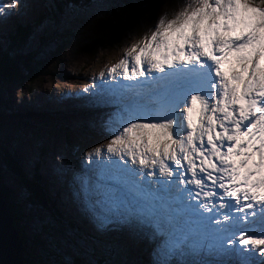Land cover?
<instances>
[{"label": "snow or ice", "instance_id": "snow-or-ice-1", "mask_svg": "<svg viewBox=\"0 0 264 264\" xmlns=\"http://www.w3.org/2000/svg\"><path fill=\"white\" fill-rule=\"evenodd\" d=\"M27 6L0 0V26ZM139 7L121 39L144 38L108 69L138 90L113 91L104 143L74 149L73 199L96 243L123 234L148 264H264V0Z\"/></svg>", "mask_w": 264, "mask_h": 264}, {"label": "rangeland", "instance_id": "rangeland-1", "mask_svg": "<svg viewBox=\"0 0 264 264\" xmlns=\"http://www.w3.org/2000/svg\"><path fill=\"white\" fill-rule=\"evenodd\" d=\"M44 1L46 0H27L28 6L22 9L28 17L27 23L38 19L43 6L50 0L43 5ZM99 1L106 2L110 7H113L110 3L115 2H131L137 5L141 3V0ZM98 2L94 0L93 6L88 10L76 7H67L68 9L64 10L62 25L69 27L76 38H71L68 48L63 51L55 49L53 45L55 32L58 30L54 20L34 28L26 50L28 54H32L33 61L38 66L44 64L42 73L39 71L41 68L37 67L36 75H32L34 79L30 82L25 79L21 85L4 79L0 82V171L5 177L0 180V195L2 194V200L5 201L8 196L11 198V214L15 215L11 228L14 231L17 225L22 228L18 227L21 234L15 233L22 248V264H148L150 259L144 244L132 242L123 234H111L105 244L96 243L97 239L103 238H97L90 229L92 225L80 212L69 184L67 169L81 167L79 150H83L87 145L104 143L101 140L99 125L102 119L112 112V109L107 107V104L117 99L112 92L122 93L124 97L125 88L115 89L114 82L121 86L135 83L123 79L122 69L118 70L119 75L113 74L109 79L108 69L122 59L131 61L127 53L132 43L144 38L141 33L131 41L122 39L119 46L109 45L111 38H117L119 30L116 31V28L121 27L120 21L111 20V23L106 25L102 4ZM190 2L191 0H183L184 5ZM182 6L178 5L176 11ZM139 10L141 11L140 7ZM106 11L109 14V10ZM174 15L175 12L170 13L165 19L174 18ZM27 23L13 17L0 26V36L11 34L16 27H23ZM95 40L97 43L99 40L105 41V47L95 50ZM0 45L8 46V43L3 38L0 39ZM23 73L20 69L21 77ZM85 90H89L90 94H85ZM128 91L130 89L125 90L127 93ZM131 91L134 94L137 90L131 88ZM130 96L132 95L125 97ZM56 155L64 158L63 163L55 159ZM6 158L10 162L8 167ZM17 158L20 159L21 167L17 165ZM42 160L46 163L44 170L48 174L42 170ZM34 174H37L38 182L40 179L39 197L42 193L44 200L52 203V211L58 212L60 218L55 203L48 196H51V193L46 191L47 195L41 187L43 176L48 180L46 183L51 192L55 193L51 184L55 180L67 209L58 200L57 206L65 215L70 214L74 224L70 225L65 215L58 221L57 216L45 205L54 225L48 224V217L46 223H43V212L46 209L36 206L37 200L33 203V198L26 195L25 191V195H22V189L27 186L32 192L35 189L33 179L37 177ZM25 177L30 178L33 184ZM44 230L48 233L44 234Z\"/></svg>", "mask_w": 264, "mask_h": 264}, {"label": "trees", "instance_id": "trees-1", "mask_svg": "<svg viewBox=\"0 0 264 264\" xmlns=\"http://www.w3.org/2000/svg\"><path fill=\"white\" fill-rule=\"evenodd\" d=\"M47 1L49 0L44 1L43 5ZM93 1L94 0H50L48 3H46L43 6L42 11L38 15V19H36L33 23L29 22L27 23V25L23 27L20 25L19 27H16L15 31L11 32V34H3L2 39L4 38L6 40L8 46L0 45V82L2 81V79H4L10 83L12 82L17 85H21L23 84L25 79H28L29 82L34 79L32 78V75L34 76L36 75L35 72L37 67L41 68L39 69V71H41L40 73H42L44 64L38 66L37 63L33 61L32 54H28V51L26 50L28 48V43L30 41V38L34 33V28L40 27V25L46 21L54 20V24L57 23L56 25L58 26V30L55 32L53 45L55 46V49L59 48L61 49V51H63L68 48L69 45L68 42L70 41V39L76 38V36L71 32L69 27H64L62 25L61 19L63 17L64 10L68 9L67 7H76L78 9L88 10L93 6ZM96 1L98 2L99 0ZM98 3L102 4V15L104 17V20L107 21L106 25H108V23H111V20L120 21L121 27L116 28V31L119 30V33L117 34V38H111L110 39L111 41H108V44L111 46H116V45L119 46L122 41L121 37H123L125 32L132 26L136 17L140 13L139 5L133 4L131 2L130 3L115 2V3H110L113 5V7H110L106 2L103 3L102 1H99ZM107 9L109 10V14H107L106 11ZM98 42L99 43H97V41L95 40V50L105 47L104 45L105 41L99 40ZM22 53L24 55H21ZM20 69H22L24 72L23 77L20 76ZM26 124L29 125L28 123ZM6 161H7L6 165L8 167V165L10 164V162H8L9 161L8 158H6ZM34 175L37 177V179H33L35 189L32 188L33 189L32 192L27 186L24 189H22V195H25L23 194L25 191L26 195H28L30 198H33L32 200L33 203L37 200L36 206H40L41 208L46 209L47 207L45 208L44 206L45 200L43 194L42 193L40 194L41 197H39L38 195V185H39L38 176L37 174ZM22 176H24L23 173ZM19 178H21V181L23 180L21 176H19ZM27 180L28 182H31L30 178ZM6 190L8 193V189ZM8 197L6 198V201L9 205L10 210H12V204L10 201L11 198ZM50 209L52 211V207ZM15 213L17 215L16 217H18V213L16 211ZM54 214L57 216L58 221H60L59 215L57 213ZM46 217L49 218V213L47 209L43 212V223H46ZM57 219L55 220L56 222ZM49 223L54 225V222L50 218L48 219V224ZM17 231L19 234H21L20 229H18ZM43 233L47 234L48 232L44 230Z\"/></svg>", "mask_w": 264, "mask_h": 264}, {"label": "water", "instance_id": "water-1", "mask_svg": "<svg viewBox=\"0 0 264 264\" xmlns=\"http://www.w3.org/2000/svg\"><path fill=\"white\" fill-rule=\"evenodd\" d=\"M14 232L8 207L0 200V264H22V248Z\"/></svg>", "mask_w": 264, "mask_h": 264}, {"label": "bare ground", "instance_id": "bare-ground-1", "mask_svg": "<svg viewBox=\"0 0 264 264\" xmlns=\"http://www.w3.org/2000/svg\"><path fill=\"white\" fill-rule=\"evenodd\" d=\"M117 75V74H116ZM112 81V80H111ZM143 83V82H142ZM114 84V83H113ZM114 87V86H113ZM123 88V87H122ZM115 89H119V88H117L116 86H115ZM124 89V88H123ZM133 89H136V90H138L137 88H133ZM121 91H122V89H121ZM124 97L125 96H127V95H133L132 94V91H131V89H130V91H128V93L127 92H125V89H124ZM99 114V113H98ZM100 115V114H99ZM19 163V164H18ZM45 164V165H44ZM17 165H19L20 167H21V162H20V159L19 158H17ZM18 166V167H19ZM20 167H19V169H20ZM46 167V163H44V161L42 160V170L46 173V174H48L47 173V171L46 170H44V168ZM22 170V169H21ZM49 177H51L50 175H49ZM51 179V178H50ZM42 180H43V183H42V185H41V187H42V189H43V191H44V193H46L47 194V192L46 191H49L50 193H51V196L50 195H48L49 197H50V199L55 203V205H56V207H57V209H58V211H59V214H60V220L64 217V212L62 211V209L61 208H59L58 206H57V200H58V202L64 207V208H66L67 209V206L65 205V201H64V199L61 197V193H60V191L57 189V187H56V184H55V180L54 181H52L51 182V184H52V187H53V189H54V192L55 193H52L51 192V190H50V188H49V186H48V184L46 183V182H48V180L47 179H45V178H43V176H42ZM52 180V179H51ZM42 182V181H41ZM39 184H40V179H39V182H38ZM1 185H0V192H2V190H1ZM2 195V194H1ZM0 195V200L1 201H4V203L6 204V206L8 207V212L10 213V217H11V222H12V219H13V217H15V215L14 216H12V214H11V211L12 210H10V208H9V205H8V203H7V201H5L4 199L2 200V196ZM48 197V198H49ZM70 201V200H69ZM45 206L47 207V209L48 210H51L50 208L52 207L53 208V205H52V203L49 201V200H47V201H45ZM53 213H57L58 214V212H56V211H52ZM65 218H66V220L69 222V224L71 225V224H74L73 222V219L71 218V216H70V214L69 213H67L66 215H65ZM76 222V221H75ZM13 227V226H12ZM16 228H15V232L14 233H17V235H18V225L17 226H15ZM14 228V227H13ZM77 229V228H76ZM75 229V232L78 234V235H80V233L77 231ZM90 229L91 230H93V228L90 226ZM14 230V229H13ZM93 232H94V230H93ZM25 237V236H24ZM17 238V237H16ZM25 238H23V240H24ZM25 242V241H24ZM140 245V244H139ZM139 249H142V248H139ZM146 250V249H145ZM147 252V251H146ZM24 256V255H23Z\"/></svg>", "mask_w": 264, "mask_h": 264}]
</instances>
